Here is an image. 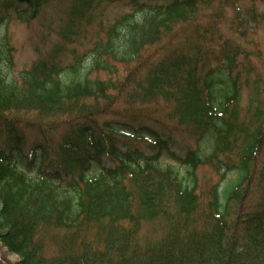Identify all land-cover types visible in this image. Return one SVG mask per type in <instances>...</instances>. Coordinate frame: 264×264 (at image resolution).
Returning <instances> with one entry per match:
<instances>
[{
	"label": "trees",
	"instance_id": "16d2710c",
	"mask_svg": "<svg viewBox=\"0 0 264 264\" xmlns=\"http://www.w3.org/2000/svg\"><path fill=\"white\" fill-rule=\"evenodd\" d=\"M44 1L0 0V244L16 264H264V82L257 45L240 43L264 14L241 0H69L56 41L14 79L2 30ZM109 6L129 11L109 19ZM20 124L65 127L26 153ZM152 221L161 236L137 241ZM51 229L63 235L45 255Z\"/></svg>",
	"mask_w": 264,
	"mask_h": 264
},
{
	"label": "rangeland",
	"instance_id": "374dc122",
	"mask_svg": "<svg viewBox=\"0 0 264 264\" xmlns=\"http://www.w3.org/2000/svg\"><path fill=\"white\" fill-rule=\"evenodd\" d=\"M69 0H46L41 5L37 16L34 18H27L26 21L16 20L15 17L11 16L9 23L2 30L3 39L8 47L10 62L7 63L6 69L7 73L14 79L18 78L20 72L27 70L32 63L38 60L50 47V45L56 41V32L58 31L62 21L61 13L64 8H68ZM250 2L254 3L255 9L258 13L264 14V0H241L242 7H249ZM32 11V10H31ZM129 11L128 8L122 6H109L106 9L105 16L109 19L118 17L120 14ZM226 22L231 20L233 12L231 8H225L223 11H219ZM205 15L203 14V17ZM264 19V18H263ZM262 21V20H261ZM264 21V20H263ZM225 22H223L224 24ZM220 27L223 34L227 37L230 36V31H228V26L225 24ZM246 50H256L253 44L257 45L258 51L254 52L253 65L257 70V73L261 80L264 82V24L261 22L259 27L254 31L249 33L247 42L240 41ZM258 53V54H255ZM124 68L120 69V73H123ZM102 75L100 78H105ZM243 101L245 100V94L242 96ZM120 108L119 104H113L105 110L104 114L98 116V122L113 121V118L117 117V109ZM117 110V111H115ZM115 111V112H113ZM27 119H33L35 123V117H28ZM27 121V120H25ZM113 124V123H112ZM20 129L26 138V146L24 150L26 153H30L31 150L39 144L45 145L46 143L50 147H56L61 141V135L64 133V127L62 126L59 130L55 132L47 133L40 131L42 129H32L24 124H20ZM47 137L48 140L45 139ZM176 142L181 145H189L193 147L194 144L189 139L176 134ZM32 153V152H31ZM166 162V161H165ZM172 166H175L174 162H167ZM166 164V163H165ZM164 165V164H163ZM183 172V171H182ZM237 174L231 173L221 184L222 191L226 189L227 185L232 181L236 180ZM197 178L202 185H213L217 182V177L210 168H202L197 172ZM232 186V185H231ZM159 220V219H158ZM50 233L45 236L44 239V254L52 255L55 254V245L49 239L50 236H57L58 238L63 235V231H54L51 229ZM163 232V224L161 221H152L151 223H143L139 227L137 234V241H145L144 239L156 240L161 236ZM87 239L91 242L97 241V235L94 229L88 231ZM18 258L10 253H7L5 248L0 244V264H16ZM209 260L206 261L208 263Z\"/></svg>",
	"mask_w": 264,
	"mask_h": 264
}]
</instances>
